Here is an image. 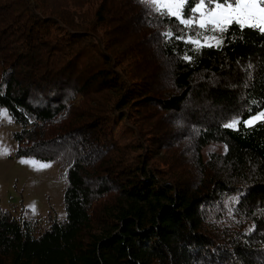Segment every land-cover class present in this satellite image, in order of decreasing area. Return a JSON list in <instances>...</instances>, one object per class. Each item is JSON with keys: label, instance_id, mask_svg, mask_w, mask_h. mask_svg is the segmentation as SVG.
<instances>
[{"label": "trees", "instance_id": "trees-1", "mask_svg": "<svg viewBox=\"0 0 264 264\" xmlns=\"http://www.w3.org/2000/svg\"><path fill=\"white\" fill-rule=\"evenodd\" d=\"M201 32L142 0H0V110L66 211L0 202V264H264V33Z\"/></svg>", "mask_w": 264, "mask_h": 264}, {"label": "rangeland", "instance_id": "rangeland-1", "mask_svg": "<svg viewBox=\"0 0 264 264\" xmlns=\"http://www.w3.org/2000/svg\"><path fill=\"white\" fill-rule=\"evenodd\" d=\"M194 39H199L200 44L218 45L221 41V35L219 32H207L203 35V38L197 37ZM4 109L7 110L11 119L0 117V147L7 149V154L0 155L1 205L12 210L19 217L37 220L41 228L48 226L53 218L63 220L66 217L64 180L60 175L58 163L39 160L31 156H16L18 145L13 139L12 133L19 131L21 125L13 120L7 107L1 108V110ZM262 112L264 110L248 120H252ZM260 121L264 122V120H255L248 126H253ZM226 150L227 148L223 143L211 142L204 147L202 155L204 160H207L210 154L224 153ZM169 152H166V157ZM25 160L35 161L37 165L24 163L23 161ZM191 162L192 160H183L184 165ZM39 164H48L50 166L40 168Z\"/></svg>", "mask_w": 264, "mask_h": 264}, {"label": "snow or ice", "instance_id": "snow-or-ice-1", "mask_svg": "<svg viewBox=\"0 0 264 264\" xmlns=\"http://www.w3.org/2000/svg\"><path fill=\"white\" fill-rule=\"evenodd\" d=\"M143 3L153 11L163 16L175 18L180 24L186 27L196 25L199 29L207 32L224 33L228 28L236 24L241 29L255 28L264 33V0H195V6L188 9L189 15L185 16V8L189 0H142ZM192 13L198 15L192 16ZM201 32L200 36L203 37ZM165 36L171 37L172 33L167 32ZM189 42L197 46L199 39L189 38ZM208 46H211L210 44ZM0 117L11 119L6 109L0 110ZM255 120H264V112L245 121L251 125ZM240 121L234 119L231 123L225 124L227 128H235ZM7 154V149L0 147V155ZM37 165L35 161H23ZM48 164H39L40 168L49 167Z\"/></svg>", "mask_w": 264, "mask_h": 264}]
</instances>
